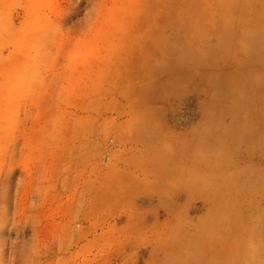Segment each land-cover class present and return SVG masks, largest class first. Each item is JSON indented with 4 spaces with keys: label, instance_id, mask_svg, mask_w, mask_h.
<instances>
[{
    "label": "rangeland",
    "instance_id": "1",
    "mask_svg": "<svg viewBox=\"0 0 264 264\" xmlns=\"http://www.w3.org/2000/svg\"><path fill=\"white\" fill-rule=\"evenodd\" d=\"M0 264H264V0H0Z\"/></svg>",
    "mask_w": 264,
    "mask_h": 264
}]
</instances>
